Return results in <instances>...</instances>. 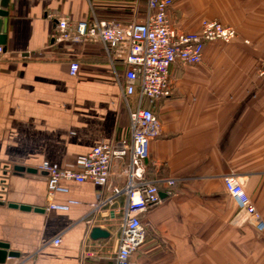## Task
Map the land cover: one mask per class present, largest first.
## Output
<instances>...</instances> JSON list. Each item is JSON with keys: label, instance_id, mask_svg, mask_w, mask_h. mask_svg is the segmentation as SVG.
Listing matches in <instances>:
<instances>
[{"label": "crops", "instance_id": "crops-1", "mask_svg": "<svg viewBox=\"0 0 264 264\" xmlns=\"http://www.w3.org/2000/svg\"><path fill=\"white\" fill-rule=\"evenodd\" d=\"M146 2L10 0L0 55V242L19 256L6 264H115L124 197L96 214L99 186L63 179L49 199L39 166H75L96 145L129 135L117 79L123 62H111L99 41L59 39L58 21L129 25L144 19ZM263 16L264 0H174L169 11L171 23L187 32L206 19L232 25L237 44L258 39ZM212 43L200 64L172 66V95L156 106L161 133L150 143L149 173L178 182L142 216L147 238L138 264H264V229L236 221L238 204L224 183L226 174H237L264 220V83L256 68L252 79L250 69L211 67L227 55L209 51ZM138 98L131 96L133 107ZM15 166L36 171L15 174ZM92 223L111 237L92 240Z\"/></svg>", "mask_w": 264, "mask_h": 264}, {"label": "built area", "instance_id": "built-area-1", "mask_svg": "<svg viewBox=\"0 0 264 264\" xmlns=\"http://www.w3.org/2000/svg\"><path fill=\"white\" fill-rule=\"evenodd\" d=\"M173 4L174 0H147L144 19L129 25L97 17L80 21L74 27L69 26L65 19L59 20L57 25L59 39L99 41L111 62L121 60L124 64L117 79L121 97L129 110V135L96 145L81 156L75 166H39L47 173L49 199L59 189L63 179L78 183L92 181L99 186V199L92 207V212L96 214L124 197L115 264H138L136 254L147 238L142 216L162 201L161 192L170 193L178 182L173 177L150 176L148 165L150 143L161 133L156 106L173 92L172 66L176 63L200 64L207 44L216 41L229 44L238 38L234 26L216 19L203 20L197 32L176 28L169 18ZM3 50L0 45V55ZM78 69V62L70 63V75L75 76ZM260 74L264 75V63ZM136 92L139 98L133 107L130 98ZM146 101L150 105L147 106ZM224 183L238 204L236 221H249L263 230L264 220L241 178L235 173H228L224 176ZM57 207L56 204L49 205V209ZM114 215L112 218H115ZM60 241L58 236L53 243L58 245Z\"/></svg>", "mask_w": 264, "mask_h": 264}, {"label": "rangeland", "instance_id": "rangeland-1", "mask_svg": "<svg viewBox=\"0 0 264 264\" xmlns=\"http://www.w3.org/2000/svg\"><path fill=\"white\" fill-rule=\"evenodd\" d=\"M258 25L260 27H256L255 30H259L258 33V39L260 41H257L254 37V39L248 38L245 42H239L240 44H237L236 41H233L229 44L223 43L220 41H216L212 43V47L209 51H221L226 52L227 55L224 58L221 59H212L210 66L216 67V66H224V67H232V68H245L251 70V78L253 79V71L254 68L257 70L256 74V81L259 83H264V75L260 74L262 69V64L264 63V16L261 17V19H258ZM240 49V50H238ZM237 51H240L242 55L240 57H237ZM209 66V67H210ZM242 70V69H241ZM243 72V71H242ZM248 72V71H247ZM238 73V72H237ZM236 75H233L235 77ZM240 74L237 75V78H240ZM243 77H249V74L244 75ZM255 78V77H254Z\"/></svg>", "mask_w": 264, "mask_h": 264}, {"label": "water", "instance_id": "water-1", "mask_svg": "<svg viewBox=\"0 0 264 264\" xmlns=\"http://www.w3.org/2000/svg\"><path fill=\"white\" fill-rule=\"evenodd\" d=\"M9 6H10V0H0V45L3 46V49L6 50V44H7V33H8V26H9ZM25 171L27 172H35L36 170L32 169H26L23 166H15L14 167V173L15 174H23ZM2 175L0 174V177ZM5 180L0 179V184H2ZM165 196L164 192H161V197L163 198ZM1 204H4L5 202L0 200ZM11 207H18L17 204H9ZM21 209L24 210H31V209H38V208H32L31 206L21 205L19 206ZM89 237L94 240H100V239H107L111 237V232L106 229L102 228L97 225H91V228L89 230ZM11 256H19L18 252L10 251V245L7 242L1 241L0 242V264H5L7 257Z\"/></svg>", "mask_w": 264, "mask_h": 264}, {"label": "trees", "instance_id": "trees-1", "mask_svg": "<svg viewBox=\"0 0 264 264\" xmlns=\"http://www.w3.org/2000/svg\"><path fill=\"white\" fill-rule=\"evenodd\" d=\"M146 104V103H145ZM137 256H138V252H137V254H136V260H137Z\"/></svg>", "mask_w": 264, "mask_h": 264}]
</instances>
